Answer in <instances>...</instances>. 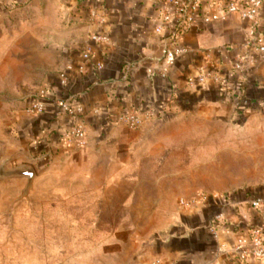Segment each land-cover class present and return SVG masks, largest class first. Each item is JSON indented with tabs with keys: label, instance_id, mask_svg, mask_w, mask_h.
<instances>
[{
	"label": "crops",
	"instance_id": "crops-1",
	"mask_svg": "<svg viewBox=\"0 0 264 264\" xmlns=\"http://www.w3.org/2000/svg\"><path fill=\"white\" fill-rule=\"evenodd\" d=\"M212 1L203 0L193 30L183 39L187 53L163 77L164 45L178 24L176 9L166 0H0V21L12 24L18 19L21 34L33 37L29 49L50 56L41 100L44 111L36 114L28 131L34 163L44 165L47 159L72 153L82 156L84 163L101 164L107 148L121 152L136 147L144 126L132 129L119 121L133 112L148 115L147 120L198 104L224 105L237 114L264 112V55L251 47V23L232 14L205 24L203 10ZM164 11L170 15L167 24L162 21ZM261 18L264 28V8ZM160 26H165V33H156ZM95 34L106 36L108 44L93 41ZM86 49L92 52L90 61L82 59ZM242 57L244 69L237 70ZM204 71L215 73L221 82L208 78L189 84L190 77ZM64 72L71 76L65 84ZM66 97L73 109H81L75 118L62 108ZM78 123L85 125L86 140L82 145L66 144L62 132ZM23 165L34 168L18 166ZM8 179L28 182L26 177ZM263 194L242 192L192 208L156 209L154 214L162 217L157 235L130 264H264L251 256L243 261L235 253L239 245L250 251L253 229L264 235V207L251 205ZM219 213L225 222L214 233L212 218ZM120 251L110 255L113 264H123ZM0 264H6L1 256Z\"/></svg>",
	"mask_w": 264,
	"mask_h": 264
},
{
	"label": "rangeland",
	"instance_id": "rangeland-1",
	"mask_svg": "<svg viewBox=\"0 0 264 264\" xmlns=\"http://www.w3.org/2000/svg\"><path fill=\"white\" fill-rule=\"evenodd\" d=\"M21 30L16 18L0 21V166L30 164L36 176L26 194L25 179H0L4 263L113 264L110 255L121 250L130 264L157 235L156 209L264 193V112L224 105H187L147 120L136 147L107 148L101 164L72 153L35 164L31 107L47 89L50 56L29 49L33 37Z\"/></svg>",
	"mask_w": 264,
	"mask_h": 264
},
{
	"label": "built area",
	"instance_id": "built-area-1",
	"mask_svg": "<svg viewBox=\"0 0 264 264\" xmlns=\"http://www.w3.org/2000/svg\"><path fill=\"white\" fill-rule=\"evenodd\" d=\"M159 1V0H154ZM176 9L177 28L171 33L164 45L161 75L167 77L169 69L175 65L176 61L187 53V48L183 43L184 37L189 34L195 26V17L201 11L203 0H166ZM264 8V0H215L210 2L203 10V22L211 24L219 20L227 18L229 15H239L243 20L251 23L253 40L251 43L252 49L256 54L264 55V28L262 25L261 11ZM93 16H96L95 14ZM162 21L164 24L170 22V15L164 11L162 13ZM165 26H160L156 29V33H165ZM92 40L101 44H108L109 39L102 34H95ZM82 59L90 61L92 52L89 49L82 51ZM244 57L239 58L235 65V69H244ZM68 72L61 75L62 82L65 84L70 78ZM213 79L215 82H221L218 75L211 72H202L197 77H190L188 82L190 85H195L197 81L202 82L204 79ZM45 94V93H44ZM43 94V95H44ZM42 97L36 99L31 107V111L35 114H42L44 105ZM70 97L61 100L62 108L65 112L71 114L73 118L77 117L81 109H73ZM148 115L141 112H133L119 117V121L132 129L141 128L147 121ZM63 141L68 144L82 145L87 137V132L84 123H78L72 128L65 130L61 134ZM200 203H206V197L191 201H182V205L186 208H192ZM251 205L255 209L264 207V195L257 196L251 201ZM225 222L224 214L219 213L213 216L211 231L215 233L220 225ZM250 242L252 247L250 251H242L241 245L236 248V254L241 260L245 261L247 257H253L257 260L264 261V235L261 229L256 228L250 232Z\"/></svg>",
	"mask_w": 264,
	"mask_h": 264
},
{
	"label": "water",
	"instance_id": "water-1",
	"mask_svg": "<svg viewBox=\"0 0 264 264\" xmlns=\"http://www.w3.org/2000/svg\"><path fill=\"white\" fill-rule=\"evenodd\" d=\"M36 176V171L33 167L29 166H18L11 170H6L4 166H0V179L13 178V177H26L28 179L27 185L24 189V194H26L33 183Z\"/></svg>",
	"mask_w": 264,
	"mask_h": 264
},
{
	"label": "trees",
	"instance_id": "trees-1",
	"mask_svg": "<svg viewBox=\"0 0 264 264\" xmlns=\"http://www.w3.org/2000/svg\"><path fill=\"white\" fill-rule=\"evenodd\" d=\"M240 112H242V111H240Z\"/></svg>",
	"mask_w": 264,
	"mask_h": 264
}]
</instances>
